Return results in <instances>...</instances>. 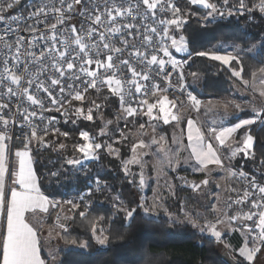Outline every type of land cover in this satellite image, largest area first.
<instances>
[{"label": "snow or ice", "instance_id": "6c2138e0", "mask_svg": "<svg viewBox=\"0 0 264 264\" xmlns=\"http://www.w3.org/2000/svg\"><path fill=\"white\" fill-rule=\"evenodd\" d=\"M185 3L188 8H182L179 0H30L21 7L22 0H0V264H49L41 254L40 231L43 214H50V209L57 210L55 220L63 233L57 235L66 244L88 246L87 241L67 235L64 221L76 215L88 219L99 245L109 243L110 237L102 227L105 217H90L93 193L111 191L106 180L97 174L94 187H88L75 200H55L42 191L34 153L48 149L64 152L68 145L60 138H71L69 131L57 126L60 121L52 113H59L64 124L99 119L103 126L98 136L107 135L108 141L98 142L89 131L81 130L83 142L72 145L73 154L64 159L60 169L49 170L50 178H59L68 171L67 166L87 177L90 170L85 162H98L101 152H106L119 160L129 185L143 190L150 187V181L155 184L152 197H140L135 206L118 194L112 197L114 212L123 213L125 221L133 220L138 210L145 217H158L162 211L173 224L186 223L213 237L233 264H253L264 250V172L257 177L245 171L242 163H232L238 156L255 161L257 137L252 129L259 126L264 130V41L248 49L234 44L231 51L214 47L193 52L182 34L190 16L205 25L217 18L244 17L246 13L248 19L256 13L264 17V0ZM191 5H200L204 15L192 11ZM28 20L32 23H21ZM22 31L27 35H21ZM171 49L187 53V58L177 59ZM242 53L256 63L246 69ZM193 56L227 66L231 78L250 98L243 104L209 101L204 105L193 91H188L185 66ZM188 75L195 80L199 73ZM170 89H178L187 104L179 97H170ZM90 93H95V98ZM257 97L261 103H257ZM113 98L118 110L114 119L105 120L102 110ZM202 106L209 111L222 109L225 114L232 108L246 113V118L228 126L221 119L205 128L197 118L186 116L189 110L199 114ZM145 117L146 122L139 123L135 132L129 128V124L135 127V122ZM120 121H124L123 128ZM160 123L173 128L170 136L163 131L157 133ZM13 126L18 128V135ZM241 131L243 136L237 139ZM130 137L128 154H124L115 145H127ZM149 156L155 157L151 163ZM260 164L264 165V158ZM185 166L203 179L189 180L179 174ZM213 172L223 173V186L213 178ZM234 180L243 182L242 186L233 187ZM174 181L208 197L204 212L187 210L183 202L182 219L168 210L166 198L177 195ZM213 184L220 191H212L209 186ZM30 215L35 224L29 220ZM48 233L51 237V226ZM230 233H239L241 243H229ZM49 255L55 264L56 256Z\"/></svg>", "mask_w": 264, "mask_h": 264}, {"label": "trees", "instance_id": "16d2710c", "mask_svg": "<svg viewBox=\"0 0 264 264\" xmlns=\"http://www.w3.org/2000/svg\"><path fill=\"white\" fill-rule=\"evenodd\" d=\"M179 3L182 8L185 7L183 0H179ZM192 9L198 13L204 12L198 6H192ZM247 17L246 13L244 17L217 18L205 25L196 16H190L185 26L186 30L182 34L188 38L189 50L193 52L209 50L211 46L220 42L249 46L264 41V17L259 13H256L252 19ZM242 55L246 69L256 63L249 55ZM185 68L189 73H199L201 77L198 89L191 90L198 98L225 96L234 87L235 82L227 66L218 61L193 56ZM90 97L95 98V93H90ZM117 105V100L113 98L108 107L102 111L105 115L114 117ZM60 128L71 134L68 140L60 138L61 142L68 145L67 150L61 153L51 149L35 152L36 171L42 181V191L46 195L56 200L77 199L78 194L86 192L88 187H94L90 184L92 179L78 173L70 175V179L67 180L64 172L59 178H50L49 170L60 169L64 159L72 154L70 146L77 143L79 132L86 130L93 134L99 129V122L80 120L75 125L61 124ZM252 134L257 137L254 146L255 161L238 156L234 164L242 163L245 171L259 176L261 172H264V165L260 164V160L264 158V130L254 126ZM98 140L103 142L102 138ZM122 153L128 154L126 150ZM100 155V161L93 162V165H99V176L108 182L111 188L110 193L118 194L130 206H135L141 197L139 189L127 183L120 171L119 160L103 151ZM193 176L199 178L202 175L194 174ZM234 184L233 182L232 185L235 186ZM176 193L170 204L168 203L170 211L179 212L181 202L185 205L194 204L192 192L178 186ZM91 199L93 203L90 217L100 215L105 217L102 227L110 237L109 243L99 246L92 236L88 219H82L76 215L68 220L67 235L77 238L78 241H87L88 246L86 248L72 246L61 239L62 243L69 247L59 250V264H225L220 258L219 243L210 235L201 234L188 224H173L161 213L158 217H145L139 210L133 220L125 221L123 213L114 212L109 196L104 192H94ZM109 217L111 219H108Z\"/></svg>", "mask_w": 264, "mask_h": 264}, {"label": "rangeland", "instance_id": "374dc122", "mask_svg": "<svg viewBox=\"0 0 264 264\" xmlns=\"http://www.w3.org/2000/svg\"><path fill=\"white\" fill-rule=\"evenodd\" d=\"M184 1V5H185V7L184 8H188L189 7V5H187L186 3H185V0H183ZM192 6H198V7H200L201 8V6L200 5H191L190 6V8H191V10L192 11H194L193 9H192ZM196 12V11H195ZM199 15L200 16H203L204 15V12L203 13H199ZM219 44H223V43H219ZM185 56L186 55H180V57H181V60H182V58H185ZM186 81H187V84H188V88H190L191 90L192 89H198V87H199V85L197 84V81L196 80H193L192 81V83H189V82H191V81H189L188 79H186ZM198 85V86H197ZM234 86L235 87H233L234 88V90H233V94H237V96L235 97V99H232V100H234L235 102H237V103H241V104H243L246 100H248L250 97H249V95L248 94H246V93H244L242 90H241V86L239 85V86H237V85H235L234 84ZM232 88V89H233ZM227 101H225V102H223V103H226ZM262 101L260 100V98L259 97H257V103H261ZM223 103H220V104H223ZM206 107H204V108H202V110L199 112V114H197L196 112H194V111H191V110H189V111H187L186 112V116L187 115H191L193 118H197L198 119V122H200V123H203L204 125H207V126H209L210 127V125H213V121H215V122H217V123H219L220 121H221V119H223V123H224V125H228V124H226V123H228V121H229V123L230 124H232V123H235V122H237L239 119H236V120H233L234 118H246V113H242V112H235V110L234 109H232V108H229V111H228V114H225L224 112H223V110L222 109H218V110H213V111H209L208 109H205ZM118 110V105H117V109H116V111ZM232 113H235L234 115L232 114ZM95 115H98V114H95ZM103 115H104V117H105V120H107V119H114V117H112V116H107V115H105V113L103 112ZM146 120H147V118L145 117V118H143V119H140V120H138V121H136L135 122V127L133 126V124H129V128H131L132 129V131L133 132H135L136 131V128L138 127V125H139V123H145L146 122ZM95 121H97V122H99V129L103 126L102 125V121H100L99 119H96ZM119 127L120 128H123L124 127V121H120L119 122ZM113 128H115V124H113L112 126H110V128H109V133L111 134V130L113 129ZM99 129H97V130H95L94 131V133L93 134H91V135H93V136H96L97 137V139H99V138H102V141L104 142V141H108V136L106 135V136H103V137H99L98 136V131H99ZM128 130L127 129H125V132H127ZM166 132L169 136L171 135V133H172V131H173V128L171 127V126H169V125H164L163 123H160L159 124V126H158V128H157V133L159 134V133H161V132ZM149 132H150V129H149ZM116 136H118L119 135V133L117 132L116 134H115ZM241 136H243V131H241L240 132V134H239V136H237L236 138L237 139H239ZM146 140L148 139V137H144ZM78 142H83L82 141V139L80 138V136H79V138H78V141H77V143ZM98 142H100L99 140H98ZM132 141H131V137L129 138V141L127 142V145H125V146H122V145H120V144H117V145H115L116 147H119V148H121V152L123 151V150H126L127 152H128V146L130 145V143H131ZM65 143V142H64ZM185 143H186V137H185ZM71 147V150H72V146H70ZM153 151H154V149H153ZM73 154V153H72ZM71 154V155H72ZM185 155H187V153H184ZM71 155H69L68 157H70ZM148 161H149V163H151L154 159H155V157H153V156H149L148 158ZM86 163V168L87 169H89L90 171H89V173H88V176L92 179V180H90V184L91 185H93L94 186V178L97 176V174L98 175H100L99 174V165L97 166V165H93V162H91V161H89V162H85ZM232 163L234 164V162L232 161ZM235 165V164H234ZM68 167V171H66V172H64L65 174H66V179L67 180H69L70 179V175H74V174H78V173H81V172H76L74 169H72L71 168V166H67ZM135 170V169H134ZM180 172H186L187 174H189V175H191L192 177H194L193 175L194 174H197V173H193L192 172V170H191V168H189V167H187V166H185L184 168H182L181 170H180ZM222 173V172H221ZM149 174H151V173H149ZM199 174V173H198ZM222 175H223V173H222ZM170 176H172L173 177V179H174V174H172L171 172H170ZM201 177H203V176H201ZM196 178V177H195ZM221 180V179H220ZM222 181V180H221ZM178 186H179V184H178V182L177 181H174ZM223 181H222V186H223ZM153 187H155V184H154V181H150V187H146L145 189H143V190H139L140 191V195H141V197L143 196V197H145V198H151L152 197V195H153V192H152V188ZM210 187V189L211 190H214V187H215V185L213 184V185H210L209 186ZM218 191H219V189H218ZM104 192V194H106L107 196H109V199H110V202L112 203V197L115 195V194H112V193H110V191H108V190H104V191H102V193ZM192 194H193V198H194V204L193 205H185L186 206V209L187 210H194V208L195 207H193L194 205H197V207H196V211H200V212H204V205L205 204H207L208 203V197L207 196H205V195H203L202 193H193L192 192ZM165 196L167 197V193H165ZM78 198V197H77ZM173 197H168V198H166V200H165V206L167 207V208H169L168 207V203L170 204V202H171V199H172ZM75 200V199H74ZM169 210V209H168ZM170 211V210H169ZM170 212H172V213H175V214H178V215H181V219H182V214H179L180 213V208H179V212L178 211H170ZM161 214H163V212L161 211ZM186 224V223H185ZM57 241V240H56ZM73 246V245H72ZM99 246H104V245H99ZM42 247H43V251H44V253H45V255L48 257L47 259H48V261H49V264H52V259H51V256L49 255V253L51 252V253H53L54 255H55V252H57V250H59V249H67L69 246H67L66 244H64V243H62V242H60V240L59 241H57V242H52V243H50V244H47V243H45V242H43L42 243ZM221 249V248H220ZM221 251V250H220ZM253 264H264V250H262L260 253H258L257 254V258H256V260L253 262Z\"/></svg>", "mask_w": 264, "mask_h": 264}, {"label": "crops", "instance_id": "0c3cea01", "mask_svg": "<svg viewBox=\"0 0 264 264\" xmlns=\"http://www.w3.org/2000/svg\"><path fill=\"white\" fill-rule=\"evenodd\" d=\"M177 38H178V34H177ZM220 43H223V44H219V43H217V44H215V45H213V46H211L210 48H209V50H212L214 47H219L220 48V50L221 51H231L232 49H231V47H230V45H234V44H240V43H231V42H220ZM258 42H256V43H253V44H257ZM253 44H251V45H249V46H244V45H242V44H240V45H242L245 49H248V48H250ZM171 51L173 52V54L176 56V58L177 59H181V57H180V55H186L185 56V58H182V60L183 59H186L187 58V53H182V52H175V49H171ZM242 54H244V53H242ZM188 71H187V69L185 68V76H186V79H188L189 81H191V82H189V83H192V81H193V78L190 76V75H188ZM196 81H197V84L199 85L200 84V82H201V77L200 76H198V78L197 79H195ZM197 85V86H198ZM235 85H237V86H239V83L238 82H235ZM235 87V86H234ZM233 90H234V88L227 94V95H225V96H221V97H212V98H205V99H201V98H199L202 102H204V105H207V103L209 102V101H211V102H213V103H218V104H220V103H223V102H225V101H227V102H232V101H234V100H232V99H235V97L237 96V94H233ZM204 107H206V106H202L201 107V110H202V108H204ZM205 109H208L207 107L205 108ZM200 110V111H201ZM236 119H243V117L242 118H234L233 120H236ZM226 124H228V125H230V123H229V121H228V123H226ZM228 125H225V126H228ZM212 126H214V125H210V127H212ZM207 127H209V126H207V125H205V128H207ZM187 142V141H186ZM34 161H35V157H34ZM235 161V160H234ZM233 161V162H234ZM34 168L36 169V166H35V162H34ZM198 174V173H197ZM222 176V173L221 172H213V178L217 181V182H219V183H221V185H222V181L220 180V177ZM235 184V186L238 184V181H233ZM233 182H232V184H233ZM212 191H217L218 192V189L216 188V187H214V190H212ZM219 191H220V189H219ZM51 198V197H50ZM53 199V198H52ZM56 200V199H55ZM193 207H195L194 208V210H192L193 212H195L197 209H196V207H197V205H194ZM56 211L57 210H51L50 209V214H43L44 215V227H43V229L40 231V240H41V245H42V243L43 242H45V243H47V244H50V243H52V242H57V241H59L60 240V242H62L61 241V239L59 238V236L57 235L58 233H62L61 232V229L59 228V226H58V224L56 223V220H55V215H56ZM38 215H40V214H38ZM61 217H62V220H63V217H64V213H61ZM29 220L33 223V224H35L36 223V221L33 219V217L30 215L29 216ZM67 221L68 220H66V221H64L65 223H67ZM49 226H51L52 227V234H51V237H49V233H48V227ZM205 234H207V233H205ZM208 235V234H207ZM241 237H240V235H239V233H230L228 236H227V240H228V242L229 243H231V244H233V245H238V244H240L241 243ZM57 240V241H56ZM220 245V248L221 249H224L223 248V245H221V244H219ZM220 249V250H221ZM59 250H61V249H59ZM59 250H57V252H55V256H56V260H55V264H59V260H60V256H59ZM41 254H42V256L45 258V259H47L48 257L45 255V253H44V251H43V247H42V252H41ZM48 260V259H47Z\"/></svg>", "mask_w": 264, "mask_h": 264}, {"label": "built area", "instance_id": "2783aa9c", "mask_svg": "<svg viewBox=\"0 0 264 264\" xmlns=\"http://www.w3.org/2000/svg\"><path fill=\"white\" fill-rule=\"evenodd\" d=\"M28 3H30V0H28L26 3H24L21 7H23L25 4H28ZM17 12H19V9L17 10ZM13 14H15V13H13ZM24 14L27 15V11H25ZM21 23H22V24H24V23H32V21H31V20H28V21H22ZM13 26H15V25H13ZM41 27H42V26H41ZM2 29H3V23L0 22V30H2ZM20 34H21V35H27V33L23 32V31H22ZM169 70H171L170 66H169ZM175 82H176V81H175V75H174V77H173V83H175ZM188 91H191V89L188 88ZM168 94H169L170 97H172V96L179 97L180 100H184V101H185V105L187 104L186 97L183 96V95H181V93L179 92L178 89L175 90V91H173L172 89H170ZM52 115H55V116L57 117V119L60 121V123L57 125L58 127H60L61 124H64V123H63V119L60 117V114H59V113H52ZM13 131H15L17 135L19 134V130H18V128H16V126H13ZM16 143H18V142H16ZM261 173H262V172H261ZM179 174L187 176L189 180H196V181H199L200 179H203V177H199V178L192 177L191 175L187 174L186 172H180ZM260 175H261V174H260ZM260 175L257 176V177H260ZM177 182H178L179 187H180L181 189H186V190L192 192L190 188L183 187V186L180 185V182H179V181H177ZM242 183H243V182H238V184H237L236 186H233V187L240 188V187L242 186ZM193 193H194V192H193ZM66 225H67V226L69 225V221H67Z\"/></svg>", "mask_w": 264, "mask_h": 264}, {"label": "water", "instance_id": "95a60500", "mask_svg": "<svg viewBox=\"0 0 264 264\" xmlns=\"http://www.w3.org/2000/svg\"><path fill=\"white\" fill-rule=\"evenodd\" d=\"M28 0H22V4L21 6L26 3ZM18 10V9H17ZM220 258L221 260L225 263V264H233V261L231 260V258L229 256H227L225 254V250L224 249H221V252H220Z\"/></svg>", "mask_w": 264, "mask_h": 264}]
</instances>
